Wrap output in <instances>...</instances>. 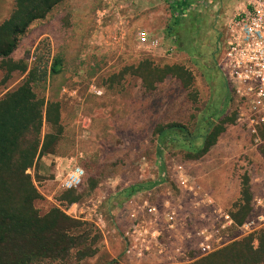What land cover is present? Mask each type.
Here are the masks:
<instances>
[{"label":"rangeland","instance_id":"374dc122","mask_svg":"<svg viewBox=\"0 0 264 264\" xmlns=\"http://www.w3.org/2000/svg\"><path fill=\"white\" fill-rule=\"evenodd\" d=\"M243 1L223 0L219 9L211 5L180 15L176 22L175 0H64L20 36L10 58L0 62V99L35 71L34 91L46 102L60 103L63 135L55 154L43 155L52 159V171L46 177L38 174L41 156L28 173L42 195L36 202L40 212L54 206L72 212L82 223L75 234L84 235L69 256L34 264H125L117 200L131 186L149 185L178 165L203 176L205 187L219 180L217 189H210L223 207L243 218L251 194L264 180V145L255 149L237 124L233 102L223 104L231 92L217 67L223 25ZM14 6L15 0H0V25ZM142 30L160 44H140L137 34ZM57 56L63 60L62 71L52 74ZM170 125L187 130H174L160 141L159 128ZM217 125L223 129L216 142L193 159L192 140L201 147ZM49 130L44 125L43 136ZM74 163L84 167L86 176L75 189L77 201L70 203L72 190L59 186L55 170L58 166L64 173ZM97 206L101 220L95 215L94 222L86 220ZM259 231L250 234L258 236ZM86 247L94 254L83 256Z\"/></svg>","mask_w":264,"mask_h":264},{"label":"built area","instance_id":"2783aa9c","mask_svg":"<svg viewBox=\"0 0 264 264\" xmlns=\"http://www.w3.org/2000/svg\"><path fill=\"white\" fill-rule=\"evenodd\" d=\"M221 1L198 0L187 11L211 5L219 9ZM223 26L217 67L230 87L237 124L259 149L264 145V0H244ZM137 39L151 47L160 44L145 30L138 32ZM168 50L174 53L176 47ZM85 176L84 167L74 163L64 173L57 171L55 179L62 189L75 190L82 187ZM163 187H167L164 192ZM116 205L125 264H188L264 228V180L240 225L233 211L223 207L214 191L184 165L169 167L149 188L125 192ZM94 215L101 220L98 206L85 218L94 222Z\"/></svg>","mask_w":264,"mask_h":264},{"label":"trees","instance_id":"16d2710c","mask_svg":"<svg viewBox=\"0 0 264 264\" xmlns=\"http://www.w3.org/2000/svg\"><path fill=\"white\" fill-rule=\"evenodd\" d=\"M196 1L175 0L171 4L176 22H179L180 15H191L192 12H188L187 8ZM63 2L15 0L13 12L0 25V62L10 58L20 36L25 35L34 23L45 19ZM62 66V58L55 57L51 73L59 74ZM36 77L35 71H32L22 85L0 99V264H34L46 258H64L80 246L84 239L82 233L75 234L82 223L68 215L64 209L54 206L41 213L36 207L42 195L28 170L41 156L55 154L63 135L61 105L58 102H46L45 98L38 96L31 86ZM230 99V96L224 99L223 104L226 105ZM44 125L50 130L43 136ZM222 129V125L211 128L199 148L192 140L193 150L190 151L194 153L193 159H199L207 153ZM174 130L187 129L183 125L160 127L159 140L171 137ZM262 153L264 157V151ZM152 185L153 182L149 185H133L126 193L131 194ZM69 192L70 203H74L78 199L75 190ZM251 199L252 194L250 202ZM247 207L241 220L232 212L236 223L242 224L247 218L251 212L250 203ZM241 210L244 211V208ZM259 232L258 236L249 234L188 264H264V228ZM93 254L90 247L84 249L83 256Z\"/></svg>","mask_w":264,"mask_h":264},{"label":"crops","instance_id":"0c3cea01","mask_svg":"<svg viewBox=\"0 0 264 264\" xmlns=\"http://www.w3.org/2000/svg\"><path fill=\"white\" fill-rule=\"evenodd\" d=\"M153 3H154V1H152V20H156V15H157V13H155V10L153 9L154 8V5H153ZM174 4V3H173ZM121 22V21H120ZM50 162H52V159H50V158H48V156L46 155V156H42L41 158H40V160H39V163H38V165H37V172H38V174L40 175V176H48L50 173H51V171H52V169H51V167L49 166V164H50ZM59 168L60 167H58L57 166V168H56V170H55V174L57 173V171H60L59 170ZM197 177H199V176H197ZM200 178V180L201 179H203V176L202 177H199ZM53 182V181H52ZM218 182H219V180L218 181H216V182H212V185L214 186H210L209 188H211V189H217V187H218ZM219 189V188H218ZM218 199V201L220 202V198H217ZM221 204V203H220ZM72 211V210H71ZM76 211V209H74L73 210V212H75Z\"/></svg>","mask_w":264,"mask_h":264}]
</instances>
